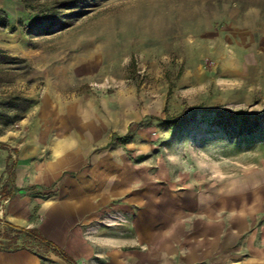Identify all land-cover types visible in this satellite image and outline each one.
<instances>
[{
  "label": "rangeland",
  "instance_id": "374dc122",
  "mask_svg": "<svg viewBox=\"0 0 264 264\" xmlns=\"http://www.w3.org/2000/svg\"><path fill=\"white\" fill-rule=\"evenodd\" d=\"M0 12V188L19 150L36 151L60 173L51 195L79 179L101 190L105 208L77 229L105 220L89 239L104 256L264 264V0H0ZM189 196L217 209L220 230L148 213L150 199ZM0 226L5 247L18 238L66 264Z\"/></svg>",
  "mask_w": 264,
  "mask_h": 264
},
{
  "label": "crops",
  "instance_id": "0c3cea01",
  "mask_svg": "<svg viewBox=\"0 0 264 264\" xmlns=\"http://www.w3.org/2000/svg\"><path fill=\"white\" fill-rule=\"evenodd\" d=\"M19 151L20 154L18 153L17 157L13 159V161H16L14 185L18 190L13 196L2 199V215L0 214V218L2 217L3 222L6 221L25 228H35L48 241L73 257L76 262L79 256L80 263L77 262V264H135L138 259L141 262L140 258L136 256L128 257L123 253L117 256H104L101 254V248L96 249L93 247V243L89 239L93 237L102 238L100 231H102L104 224L107 223L105 220L100 221L99 228H96V226L95 228H90L88 234L85 233L83 235L81 229L79 231H82V234H78V223H89L90 220L98 218L100 211L105 208L101 201L102 192L100 189L92 191V188H95L92 187V184L86 182L83 184L81 183L83 179H79L78 181L75 180L73 184H69L68 187L65 186L63 188V190L67 188V193L62 190L56 195H53L55 193L44 195L43 191L54 184L56 179L60 177V173L52 168L45 170L44 166L39 167L34 160V156L37 154L36 151ZM3 174H6L7 180L6 169ZM61 196H63V200L60 199ZM203 199V197L199 196L175 199L162 197L157 202L150 199V202H148L150 205L148 213L149 215L160 214L165 218H171L174 214H188L189 212L197 216L201 214L205 226L212 229L218 227L220 230L221 221L217 209L212 211V213L207 211L205 207L209 204V201L207 203ZM72 215H75L77 219L73 220ZM210 216L212 219L211 224L209 221H204L206 217L209 218ZM230 231L233 232V235L237 234V230L234 227L230 228ZM138 235L144 236L147 234L139 232ZM149 236L153 238L155 235L149 233ZM213 236H216L219 239L218 243H221V233H216ZM5 239L7 238L0 234V264L43 263L35 249L31 247V244H22V246L16 248H4L1 247V243ZM26 239L31 240L29 238ZM98 244L102 247L103 242L100 241ZM152 251L158 252L157 248H153ZM62 261L66 263L64 260Z\"/></svg>",
  "mask_w": 264,
  "mask_h": 264
},
{
  "label": "trees",
  "instance_id": "16d2710c",
  "mask_svg": "<svg viewBox=\"0 0 264 264\" xmlns=\"http://www.w3.org/2000/svg\"><path fill=\"white\" fill-rule=\"evenodd\" d=\"M2 12H0V27L2 28H6L8 26V22L6 20L5 17L1 16ZM33 26V23L28 24L27 28H30ZM225 113H228V116L233 117V118H239L242 120V123H244L247 127L248 130H253L255 126H257V124H253L251 122H249V119L247 118V116H244L243 111L242 110H237L235 112H228L227 110L224 111H217L216 115L218 117H223L225 116ZM252 126V127H251ZM247 130V131H248ZM127 138H117L116 141L118 143H122V142H126ZM14 151V153H18V151L14 148L12 149ZM15 165H16V161H12L11 165L7 168V184H5L4 186H2L0 188V198L1 199H6L8 197L13 196L16 192H17V188L14 185V169H15ZM49 192L48 190H44L43 194L47 195ZM0 224H5L6 226L10 227L11 229H13L18 236L19 235H23L25 238H29L37 243L46 245L48 247H51L53 249V252L60 257L62 260H64L66 263L68 264H77V262L73 259V257H71L68 253H66L64 250H62L61 248H59L58 246H56L55 244H53L52 242L48 241L45 237H43L35 228H25V227H21V226H16L13 225L11 223L8 222H3L2 219L0 218ZM1 234V231H0ZM18 238H16L15 243L12 246H7L5 247L2 243H1V247L4 248H16V247H20L22 246V244H18L17 243Z\"/></svg>",
  "mask_w": 264,
  "mask_h": 264
}]
</instances>
